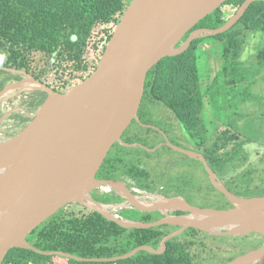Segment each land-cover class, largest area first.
Listing matches in <instances>:
<instances>
[{"label":"trees","instance_id":"obj_1","mask_svg":"<svg viewBox=\"0 0 264 264\" xmlns=\"http://www.w3.org/2000/svg\"><path fill=\"white\" fill-rule=\"evenodd\" d=\"M131 1L0 0V67L23 70L42 83L46 84L48 81L46 85L55 91L65 92L95 70L111 38L115 28L113 26L118 23ZM244 1L226 0L193 30L220 28L234 16ZM97 28L102 30L98 40H94L93 35ZM252 37L264 39V2L252 3L242 18L227 32L196 39L184 53L161 60L145 76L138 111L139 122L133 121L130 124L122 135V141L154 149L157 142L163 141L162 135L141 124L151 125L154 112L159 113L160 107H164L168 111L165 115L167 120L177 123L186 137L198 141L200 147L201 141L204 143L208 140L210 166L224 175L226 184L232 183L234 178L229 173L244 164L247 155L245 146L255 140L251 135L243 136L232 130L229 124L220 123L218 120L212 129L207 128L205 102L208 94L204 92L200 65L207 56L206 41L213 39L219 47V60H214L217 61L219 69L214 79L219 81L222 77L230 78L229 82L233 86L244 83L248 75L239 70L238 64ZM253 59V64L259 71L264 70V47L253 55ZM0 72L5 74L0 82V90L6 83L17 79L11 78L8 71ZM248 82L247 87L254 88L255 82ZM251 97L247 94L244 101L251 100ZM39 104L40 102L33 103L32 107ZM153 108L154 111L151 112ZM133 125L146 131L145 136L151 139L149 146L138 141L137 135L140 134L130 135L129 128ZM164 148L173 152L169 147ZM123 149L129 148L119 144L111 147L97 178L119 180L127 177L135 181V187L139 190L170 196L169 189L158 190L164 184V176L168 175L166 167L170 155H156L160 149L149 152L137 147L134 149L145 153L147 157L137 156L129 160ZM219 152H222V156L217 155ZM164 158L168 160L167 164L162 162L165 161ZM157 169L159 172H156ZM251 182L250 185H253V180ZM253 186L254 190H250L248 185L245 192H232L235 195L254 197L259 195L255 192L264 190V184L261 187L258 184ZM174 195L182 196L181 193ZM93 199L106 205L123 202L112 194ZM223 199L227 202L226 198ZM71 206L74 205L62 208L41 224L27 237V242L42 252H61L83 259H109L128 254L141 246L157 250L162 239L176 230V227L169 225L148 229L123 228L83 207L78 213L71 212L64 216L65 210ZM120 216L144 224L162 218L157 211L122 210ZM230 238L236 237L214 236L197 229H187L180 236L167 241L162 254L140 251L126 260L99 263L78 262L15 248L8 252L2 264H211L214 257L218 256L221 259L212 264H225L236 256L243 255L237 254L236 249L228 245L229 243L217 244L218 239Z\"/></svg>","mask_w":264,"mask_h":264},{"label":"water","instance_id":"obj_2","mask_svg":"<svg viewBox=\"0 0 264 264\" xmlns=\"http://www.w3.org/2000/svg\"><path fill=\"white\" fill-rule=\"evenodd\" d=\"M226 0H132L116 24L95 70L80 83L58 93L24 71V78L0 91V102L13 93L41 91L45 101L31 121L15 137L0 141V264L12 249H26L45 256H58L78 262H115L140 251L162 254L165 243L187 229L214 236L264 237V196L244 198L230 193L218 182L202 159L211 184L232 206L229 209L199 208L182 198H165L170 204L146 200L118 180H100L96 175L114 144H127L122 135L133 121L139 122L146 74L161 60L184 53L200 38L227 32L248 7L264 0H245L226 24L217 29L193 28ZM187 38L183 41L185 36ZM166 144L189 156L197 154ZM109 188L130 204L126 209L157 211L162 218L144 224L115 216L92 193ZM90 202V203H89ZM79 205L102 215L123 228L148 229L169 225L177 229L165 236L157 250L148 246L109 259H83L61 252H42L27 237L62 208ZM182 212L185 215H173ZM226 226L222 232L212 229ZM254 262V263H251ZM225 264H264V246Z\"/></svg>","mask_w":264,"mask_h":264},{"label":"rangeland","instance_id":"obj_3","mask_svg":"<svg viewBox=\"0 0 264 264\" xmlns=\"http://www.w3.org/2000/svg\"><path fill=\"white\" fill-rule=\"evenodd\" d=\"M115 26H113V28ZM101 30L102 28L95 29L93 35L94 40H98V38L100 37L99 32ZM214 44L216 43L213 39L206 41V45L208 46L207 56L205 61H203L200 65L201 75L204 80V92L208 94L205 102L207 110L205 117L208 125L207 128L209 130L212 129V127L216 125V121L218 120V122L220 123L229 124L232 130H236V132L241 133L243 136L247 137L251 135L252 137H254L255 142L251 141L250 144L245 146V151L247 152L248 157V165L252 167L255 173H258L259 170L263 171L261 177L264 179V163L262 159V155L264 154V70H261L260 72L258 67L253 64V55L259 49L264 47V39H259L258 37L251 38L250 43L247 45L238 64L239 70L241 72L247 73L248 77H246L244 83H240L237 86H233L230 84V78L222 77V79L219 81L214 79L215 75L218 74L217 69H219L217 61H214L215 59L219 60V47L217 44ZM10 76L11 78H22V75L19 76L15 73H10ZM4 77L5 74L0 72V82L3 80ZM247 80H253L255 82L254 88L247 87L249 83ZM30 94V90L24 91L20 95L19 93H13L11 98L0 102V138H2L3 136L11 138L15 137L31 121V119H21V124L16 122L18 121V119L15 117L20 115V109H24L25 112L29 114V116H33L34 114H36L40 105L28 107L24 103L27 100L26 98L30 97ZM247 94L251 95L252 97L251 100H247V102H245L244 100ZM18 107H21L20 109H18V113L11 114L14 110H16L15 108ZM153 111L154 108L151 109V112ZM167 112L168 111L165 110L164 107H160V112H154V114L152 115L151 125L156 126L155 128L161 127L159 122L163 121V119L160 117V115L165 116ZM7 114L10 115L4 117ZM169 128H171V126H169ZM129 130L131 136L132 134H140L137 135L138 141H140L144 145H150L151 139H148L145 136L146 131L141 128H137L135 125L130 127ZM115 151H118V149H115ZM123 152L128 156L129 160H133L137 156H143L145 158L147 157L145 153H142L141 151L136 150L134 148L123 149ZM158 154L171 156V151L162 148V150L160 149L156 155ZM178 155L179 154L173 153L171 157L175 158L176 156L178 158L180 157ZM157 167L159 169H162L161 166ZM152 168L155 169V166H153ZM159 169H157L156 172H159ZM167 171L168 175H179L177 173H181V176L183 174L188 175V171L181 170L179 168L174 169V167ZM243 171L244 169H240L239 167L235 171L229 173L230 177L232 176L234 178V181L231 183V186L235 187L238 192H245V189L248 186L250 179L255 176L254 174L250 176L242 174ZM168 180L169 182L167 183L173 184V179L169 178ZM258 180L259 178L254 181L253 185L258 184ZM121 182H123L125 185L128 183L130 186H126L127 188L130 187L137 189L135 187V181H132L130 178L123 177L121 179ZM253 185H249L250 190H254ZM180 192L182 194V197L186 199L191 206L193 205L199 208H213L219 210L223 207H226V203L224 202L222 197H220V194L212 190L211 187H209L206 192L202 191L198 194L186 191V189H183V191ZM258 193L259 195H264V190L261 189L255 192V194ZM104 194L114 195L112 191L106 193V191L99 189L92 193V197H100ZM80 208L81 206L79 205L68 207L64 212V216H67L68 213L71 212L78 213V210ZM122 210H125V208H118L116 211H114L113 214L115 216L120 217V212ZM222 243H229L228 245L236 249L237 254H244L245 252L262 248L264 246V238L256 235H248L244 237H236L226 240H217V244L221 245ZM220 259L221 256L214 257V259L212 260L213 262H211V264L218 262Z\"/></svg>","mask_w":264,"mask_h":264},{"label":"flooded vegetation","instance_id":"obj_4","mask_svg":"<svg viewBox=\"0 0 264 264\" xmlns=\"http://www.w3.org/2000/svg\"><path fill=\"white\" fill-rule=\"evenodd\" d=\"M0 70H5V71H8L10 73H15V74H18L19 76H21V74L18 73V72L19 71H23V70L5 69V68H0ZM28 75H31V74H28ZM23 78H24V76L22 75V78L18 77L16 80L10 81L8 84H12V83L19 82ZM49 82L51 83L52 81H49ZM47 83H48V81L46 82V84ZM43 84H45V83L43 82ZM7 85H4L1 88V90L5 86H7ZM51 89L54 90L53 88H51ZM30 91H32V90H30ZM55 92H57V91H55ZM21 93H19V95ZM58 93H60V92H58ZM26 99L27 100L24 103L28 107L29 106L32 107V104L33 103H36V102H40L39 105H41L45 101V99H46V94L43 93V92H41V91H32L31 94H30V97H27ZM20 108L21 107L15 108L16 110H14L13 113H11V114L18 113V109H20ZM19 112H20V115L17 116V117H15V118L18 119V121H16V122H18L19 124L22 123V120L30 119L29 114H27L24 109L23 110L20 109ZM9 115L10 114H7L5 116L3 115V116L6 117V116H9ZM160 117L163 119V121H160L159 122V124L161 125V127H159V128H155L156 126H154V125L152 126V125H149V124H141L143 127L152 128L156 133L162 135V137H163L162 140L163 141L157 142V144L155 145V149L156 150H159V149L164 148L165 146L166 147H169L166 144V140H167L171 145H173V146H175L177 148H180L182 150H185V151H188V152L197 154L198 156H195V157L189 156V155H186V154H184L182 152H179V151L174 150V149H172V148L169 147L173 151V152H171V156L173 155V153H175V154H179L178 156H180V157L177 158L175 156V158H172L170 156V160H169L168 166L166 167V170H170L173 167H174V169L179 168L181 170L188 171V175L187 174H183L181 176V173H177L179 175L174 176L175 174H171V175L164 176V178H163L164 179L163 180L164 184L160 185L158 190L159 191H165L166 189H169L170 190V193H171L170 196H164V195L158 194V192L150 193V192H147L145 190H139L140 192H145L147 194H155L157 196L159 195V196L165 197V198H175V197H178V198L184 199L182 196H175L174 194L181 193L180 191H183V189H186V191H189V192H193L195 194H198L199 192H202V191L206 192L209 189V187H211L212 190L216 191L217 193H219V194H221L223 196V194L220 193L218 190H216L214 188V186L211 184L210 179H209V174H208V172H207V170L205 168V165H204L202 159L206 162V164L209 166V168L213 171V173L215 174L216 179H217L218 182L222 183L225 186V188L230 193L234 194L231 189H234V191L238 192V190H236L235 187H232L231 186V183L229 185L226 184V181L224 179V175L222 173H220V171L218 169H213L210 166V164L208 162V156H209V154H208V145H209L208 140L206 142H204V143L201 141V147H200L198 145V141L191 140L190 138L186 137L180 131L177 123L168 121L167 118H166V116L160 115ZM169 126H171V128H169ZM156 137H157V135H156ZM9 138H11V137L3 136L2 138H0V140L1 141H4V140H7ZM217 155L218 156L219 155L222 156V152L217 153ZM164 159H165V161H162V162H165L167 164L168 160L166 158H164ZM262 159H263V163H264V154L262 155ZM241 168L244 169V171L242 172V174H246V175H249V176L252 175V174H254L255 175L254 177H255L256 180H257V178H259V180H258V186L261 187L262 184H264V179L261 177V174H263V171H260L259 170L258 173H255L253 171L252 167H250L248 165V157H247V155L245 156V162L240 167V169ZM254 177H252L250 179L248 185H250V183H252L251 180H253V182H254ZM96 178H97V175H96ZM169 178L173 179V184L167 183V182H169V180H168ZM121 179H119L118 181H121ZM100 180H103V179H100ZM127 184H126V186H130L129 184L128 185ZM129 189H132V188L129 187ZM221 195H220V197H222ZM236 196H238V197H244V198H252V197H248L246 195H237L236 194ZM262 196H264V195H256L254 197H262ZM223 198H225V197L223 196L222 199ZM184 200L188 203V201L186 199H184ZM227 202H225L226 203V207L225 208L226 209H229L232 206L230 205L229 202L228 203ZM121 203H118V204H121ZM113 205H115V204H113ZM125 210H131V209H126L125 208ZM172 214L173 215H185L186 213L175 212V213H172ZM236 257H238V256H236Z\"/></svg>","mask_w":264,"mask_h":264},{"label":"bare ground","instance_id":"obj_5","mask_svg":"<svg viewBox=\"0 0 264 264\" xmlns=\"http://www.w3.org/2000/svg\"><path fill=\"white\" fill-rule=\"evenodd\" d=\"M30 92H32V91H30ZM105 191H110V189L109 188H105L104 189ZM136 194L137 195H139L140 197H142V198H144V199H146V200H150V201H156V202H158V203H160V204H163V205H166V204H170V202L169 201H167V200H165V198H163V197H161V196H157V195H155V194H147V193H145V192H136ZM90 203V202H89ZM126 207H130V204H123V205H119V206H111L110 208H108L109 209V212L111 213V214H113L114 213V211H116L118 208H126ZM213 231H217V232H222L223 230H226V226H224V225H219V226H217V227H215V228H213L212 229ZM251 263H254V262H251Z\"/></svg>","mask_w":264,"mask_h":264},{"label":"built area","instance_id":"obj_6","mask_svg":"<svg viewBox=\"0 0 264 264\" xmlns=\"http://www.w3.org/2000/svg\"><path fill=\"white\" fill-rule=\"evenodd\" d=\"M102 190H104V189H102ZM132 190L135 191V193H136V192H139V190H137V189H135V188H132ZM104 191H105V190H104ZM108 192H110V191H106V193H108Z\"/></svg>","mask_w":264,"mask_h":264}]
</instances>
